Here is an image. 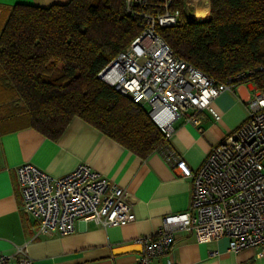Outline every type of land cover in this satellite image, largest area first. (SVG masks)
Here are the masks:
<instances>
[{
  "label": "built area",
  "instance_id": "2783aa9c",
  "mask_svg": "<svg viewBox=\"0 0 264 264\" xmlns=\"http://www.w3.org/2000/svg\"><path fill=\"white\" fill-rule=\"evenodd\" d=\"M202 1H185L184 8L192 7L191 20H198L197 11L205 7L202 13L209 17L210 0L206 6ZM124 4L140 32L97 76L147 109L164 134L154 151L176 175L190 178L192 184L185 210L167 214L154 233L135 238L140 246L137 264H158L159 258L163 264H178L172 256L178 229L192 231L198 241L226 236L228 250L255 247L264 258V90L250 80L253 74L264 72V64L217 80L177 56L158 33V29L178 22L182 9L175 0H124ZM239 83L253 84L245 120L211 148L197 169H192L169 143L175 131L173 122L183 116L198 126L203 110L220 119L211 100ZM15 171L21 208L37 220V234H71L79 219L108 226L135 218L125 189L87 164L80 163L59 177L30 162L18 165ZM12 257L0 253V264H8ZM17 261L32 264L25 253Z\"/></svg>",
  "mask_w": 264,
  "mask_h": 264
},
{
  "label": "trees",
  "instance_id": "16d2710c",
  "mask_svg": "<svg viewBox=\"0 0 264 264\" xmlns=\"http://www.w3.org/2000/svg\"><path fill=\"white\" fill-rule=\"evenodd\" d=\"M158 29L173 52L223 80L264 64V0H210L209 17ZM140 32L124 0L16 3L0 27V82L29 124L57 138L77 116L146 156L164 140L145 107L100 80L97 72ZM264 90V72L250 77Z\"/></svg>",
  "mask_w": 264,
  "mask_h": 264
},
{
  "label": "crops",
  "instance_id": "0c3cea01",
  "mask_svg": "<svg viewBox=\"0 0 264 264\" xmlns=\"http://www.w3.org/2000/svg\"><path fill=\"white\" fill-rule=\"evenodd\" d=\"M67 1L0 0V27L9 7L16 3L49 6ZM252 88V83H239L212 99L210 105L219 113L218 120L203 110L198 126L183 116L173 122L175 131L169 143L192 169L245 120ZM13 97L0 82V253L15 256L8 264H19L17 258L24 253L32 264H137L140 246L135 238L154 233L164 216L189 206L191 179L176 175L157 151L141 156L77 116L57 138L49 137L29 124ZM25 162L54 177L80 163L89 165L125 189L134 220L104 226L79 219L71 234H37V220L21 208L15 170ZM257 250L230 251L226 236L198 241L192 231L178 229L172 256L178 264H264ZM156 261L163 264L162 258Z\"/></svg>",
  "mask_w": 264,
  "mask_h": 264
},
{
  "label": "bare ground",
  "instance_id": "6f19581e",
  "mask_svg": "<svg viewBox=\"0 0 264 264\" xmlns=\"http://www.w3.org/2000/svg\"><path fill=\"white\" fill-rule=\"evenodd\" d=\"M202 3L204 4V6L207 5V0H203ZM206 7L204 9H201L197 11V19L200 20V19H205L206 16L204 15V13H202L203 11H205ZM205 17V18H204Z\"/></svg>",
  "mask_w": 264,
  "mask_h": 264
},
{
  "label": "rangeland",
  "instance_id": "374dc122",
  "mask_svg": "<svg viewBox=\"0 0 264 264\" xmlns=\"http://www.w3.org/2000/svg\"><path fill=\"white\" fill-rule=\"evenodd\" d=\"M183 11H184V16H185V18L188 19V20H191V18H190V13H191V11H192V7H191V8H189V7L184 8ZM205 19H206V18H205ZM200 20H204V19H200ZM200 20H195V19H193L192 21H200Z\"/></svg>",
  "mask_w": 264,
  "mask_h": 264
}]
</instances>
